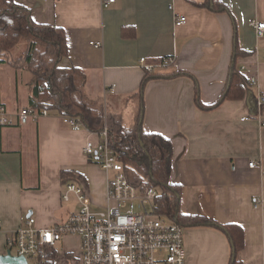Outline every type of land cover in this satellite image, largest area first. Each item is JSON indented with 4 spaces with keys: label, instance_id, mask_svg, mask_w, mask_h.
<instances>
[{
    "label": "crops",
    "instance_id": "obj_1",
    "mask_svg": "<svg viewBox=\"0 0 264 264\" xmlns=\"http://www.w3.org/2000/svg\"><path fill=\"white\" fill-rule=\"evenodd\" d=\"M16 1L32 10L35 21L64 28L69 56L60 65L84 70L88 95L103 100L105 113L120 115L127 126L141 108L142 57L151 64L172 59L154 72L181 69L196 77L198 87L190 76L148 81L143 128L173 143L171 179L182 187L181 209L240 225L244 246L237 258L264 264V107L257 106L264 96V35L251 27L252 20L264 21V0H221L229 8L224 12L193 3L201 0H115L107 7L104 0ZM179 15L187 22L176 25ZM235 35L250 52L239 56L237 65L251 84L244 98L203 109L198 95L211 104L227 86ZM32 78L26 66L4 62L0 67V105L14 121L0 124V255L30 212L42 228L73 212L64 211L76 198L63 200V171L81 173L75 181L86 183L95 202L107 204L108 174L84 152L88 131L71 129L58 111L19 122L21 108L29 106ZM79 244L78 236H66L56 245L58 255L77 252ZM184 244L187 264H228L233 253L229 236L213 226H185Z\"/></svg>",
    "mask_w": 264,
    "mask_h": 264
},
{
    "label": "trees",
    "instance_id": "obj_2",
    "mask_svg": "<svg viewBox=\"0 0 264 264\" xmlns=\"http://www.w3.org/2000/svg\"><path fill=\"white\" fill-rule=\"evenodd\" d=\"M193 3L214 12L229 11L227 4L221 0H201ZM19 46L21 55L13 58L14 50ZM248 54L250 52L241 48L235 35L234 56L227 86L219 99L211 104L203 103L198 95L201 108L210 110L226 99L244 98L251 81L238 68L237 58ZM68 56V42L63 27L35 21L32 10L16 0H0V67L4 62H9L17 68L26 66L32 72L29 106L58 111L62 115L78 116L94 132L107 126L110 144L124 164L129 181L143 190L147 187L158 190L155 213L184 226H213L221 229L229 236L233 247L228 264H242L237 258V252L244 246L243 228L235 223L222 224L202 215L188 214L181 209L182 187L171 179L173 143L160 133L146 132L142 125L143 95L148 81L165 76H190L198 87L196 77L181 69L168 75L154 72L156 66L152 71L146 70L138 93L141 108L136 122L127 126L120 115L105 113L103 100L88 95L84 70L73 65H60L63 58ZM160 63L164 66L172 62L162 59ZM62 177L66 182L79 180L83 176L79 172L67 170L62 172ZM58 256L57 248L48 246L42 250L38 259L41 264H55Z\"/></svg>",
    "mask_w": 264,
    "mask_h": 264
},
{
    "label": "built area",
    "instance_id": "obj_3",
    "mask_svg": "<svg viewBox=\"0 0 264 264\" xmlns=\"http://www.w3.org/2000/svg\"><path fill=\"white\" fill-rule=\"evenodd\" d=\"M114 1L104 0L103 4L107 7ZM186 22L185 15L176 19V25ZM251 27L258 36L264 35V21L252 20ZM141 63L148 71L161 66V63H146L145 57L141 58ZM257 106L260 110L264 107V96L258 97ZM50 114L49 109L26 106L21 108L18 118L25 124ZM60 118L73 130L88 131L90 138L84 145V152L90 160L99 162L108 174L107 204L95 208L85 186L68 180L64 182L63 200L69 201L74 195L79 209L71 212L66 220L46 228L37 226L34 216L27 217L10 233L9 250L25 256L29 264V259L38 258L45 247H56L66 236H78L79 250L64 253L61 264H187L185 226L155 213V199L159 194L155 187L143 190L129 181L124 164L110 144L108 128L94 132L75 116L61 114ZM13 123L5 107L0 105V124ZM261 123L264 125V117ZM249 165L253 167L256 162L250 161Z\"/></svg>",
    "mask_w": 264,
    "mask_h": 264
},
{
    "label": "rangeland",
    "instance_id": "obj_4",
    "mask_svg": "<svg viewBox=\"0 0 264 264\" xmlns=\"http://www.w3.org/2000/svg\"><path fill=\"white\" fill-rule=\"evenodd\" d=\"M21 46H19V47H17L15 50H14V56L15 57H19L20 55H21ZM173 65V64H172ZM171 65V66H172ZM175 67H173L172 66V69H174ZM87 156V155H86ZM88 157V156H87ZM88 159H89V157H88ZM93 162V164H95V165H98V167L100 168V169H102V166H101V164L99 163V162H97V161H92ZM103 170V169H102ZM83 185L85 186V187H87L86 186V183L85 182H83ZM63 191H64V187H63ZM92 199H93V197H92ZM91 199V200H92ZM105 199H106V197H105ZM104 199V200H105ZM92 203H93V206L95 207V208H103L104 206H105V201L104 202H95V200L93 199V201H92ZM69 204V203H68ZM70 209V210H72V211H77L78 209H79V206H78V203H77V200L76 201H72V202H70V204H69V207H65L64 208V211H66L67 209ZM164 219H166V220H170L169 218H167L166 216H164L163 217ZM64 220H66V219H64ZM70 252H74V251H70ZM59 256H60V259L58 260V261H56V264H61L62 263V259H61V255L59 254ZM29 264H40V261H39V259L38 258H30L29 259Z\"/></svg>",
    "mask_w": 264,
    "mask_h": 264
},
{
    "label": "water",
    "instance_id": "obj_5",
    "mask_svg": "<svg viewBox=\"0 0 264 264\" xmlns=\"http://www.w3.org/2000/svg\"><path fill=\"white\" fill-rule=\"evenodd\" d=\"M32 212L28 214L30 217ZM0 264H28V260L25 256L15 255L8 250L7 253L0 255Z\"/></svg>",
    "mask_w": 264,
    "mask_h": 264
}]
</instances>
